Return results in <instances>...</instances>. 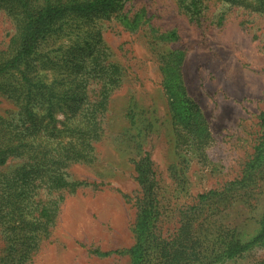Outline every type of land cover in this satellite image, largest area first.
Here are the masks:
<instances>
[{"label":"rangeland","instance_id":"374dc122","mask_svg":"<svg viewBox=\"0 0 264 264\" xmlns=\"http://www.w3.org/2000/svg\"><path fill=\"white\" fill-rule=\"evenodd\" d=\"M139 9L148 22L137 31L118 23H106L102 31L111 61L123 67L125 77L109 99L102 138L94 144L96 160L68 169L70 180L92 186L65 195L49 238L28 264H131L125 251L135 243L143 192L134 162L145 154L152 162L146 179L156 184L164 238L179 228L185 206L240 178L251 157L264 100V20L215 3L200 24L181 14L173 0H135L126 7L130 15ZM11 29L0 13V49ZM170 31L176 40L160 39ZM171 55L178 57L161 71ZM13 109L1 100L0 115ZM252 195L248 205L227 213L226 221L241 225L242 238L256 231L264 212V180ZM3 248L0 233V256ZM223 264H264V245Z\"/></svg>","mask_w":264,"mask_h":264},{"label":"trees","instance_id":"16d2710c","mask_svg":"<svg viewBox=\"0 0 264 264\" xmlns=\"http://www.w3.org/2000/svg\"><path fill=\"white\" fill-rule=\"evenodd\" d=\"M134 1L0 0V13L12 26L0 49V104L5 99L14 108L0 115V169L15 162L11 170H0V264H28L49 238L65 195L92 186L70 180L68 169L96 160L94 144L102 138L109 99L125 77L123 67L111 61L102 31L106 23H118L129 32L147 24L143 9L131 15L126 10ZM173 2L196 24L212 3L264 20V0ZM160 39L176 40V34L170 31ZM177 57L169 56L161 71ZM257 128L240 178L185 206L184 220L171 237L159 233L156 184L146 179L147 173L152 175V162L146 154L134 162L143 192L137 203L135 243L125 251L131 264H223L264 245V212L248 238L238 236V222L226 221L229 210L253 200L252 193L264 180V100Z\"/></svg>","mask_w":264,"mask_h":264}]
</instances>
